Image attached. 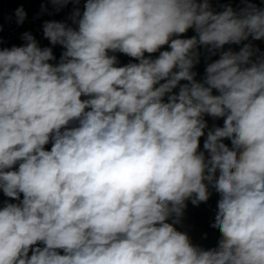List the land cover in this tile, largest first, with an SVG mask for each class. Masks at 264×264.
Returning <instances> with one entry per match:
<instances>
[{
	"label": "clouds",
	"instance_id": "9594fccd",
	"mask_svg": "<svg viewBox=\"0 0 264 264\" xmlns=\"http://www.w3.org/2000/svg\"><path fill=\"white\" fill-rule=\"evenodd\" d=\"M70 19L43 25L58 64L28 32L0 49V190L19 201L0 209V264H264V56L222 51L264 39V8L86 0ZM200 47L220 53L202 81ZM205 114L224 121L199 151ZM209 188L221 238L205 250L174 224Z\"/></svg>",
	"mask_w": 264,
	"mask_h": 264
},
{
	"label": "rangeland",
	"instance_id": "374dc122",
	"mask_svg": "<svg viewBox=\"0 0 264 264\" xmlns=\"http://www.w3.org/2000/svg\"><path fill=\"white\" fill-rule=\"evenodd\" d=\"M82 2L80 6L78 7L77 4L70 2L66 7L61 8L59 11H57L56 7L53 6L51 3V0H41L39 2L38 0H28L27 7H26V19L31 18L32 20H35L37 22L26 21L24 24H21V27H18V30L16 34H20L23 36L24 33L28 32L33 35V37L38 42V45L40 47H51V44L48 39H46L43 35V25L45 21H57V22H66L69 26L76 27L72 23V20L70 19L73 11L75 8H79L81 12L83 11V6L86 0L80 1ZM249 2L256 4L258 7L264 8V0H249ZM209 3L211 5V8L215 12L223 11V8L225 5H228L226 3V0H209ZM244 7V3H243ZM24 20V21H25ZM37 26L39 28L37 29ZM195 31H193L194 33ZM196 34V33H195ZM22 38V37H21ZM18 37V41H21V39ZM245 43H251L254 49H258L259 51L256 52V55H258V58L264 56V48L259 45V40H252L249 38L248 41H245ZM53 51V55L55 57L54 60L50 61L53 65L58 64L61 58V55L64 51L63 47L60 45H55L54 47H51ZM109 55H115L117 58V67L125 66L129 63H138V61L135 58H132L126 54L120 53V52H109ZM145 56H151L148 55V53H145ZM154 56H151L153 58ZM255 57L253 56L252 59ZM154 59V58H153ZM81 99H87V97H81ZM211 125V122H209ZM209 126L207 125V128ZM205 129V135L203 138H200V140L206 139L208 129ZM226 145L231 147L230 140L225 139L223 141ZM45 150H50L52 147V143L49 142L45 146ZM18 169V164L13 166L12 170ZM209 191L211 192L210 198L206 203H200L199 205H193L191 201L186 202V208L184 209L183 216L180 219V223L174 224V227L183 233H186L191 243L194 246H198L202 249L208 250L213 249L218 246V242L221 238V233L219 229L211 227L212 223H214L215 214L217 211V202L219 200V194L215 192L214 189L209 188ZM20 200H22V194L20 195ZM19 203L18 200L7 197L6 195H0V209H2L5 205V203ZM169 223L172 221L169 220ZM206 225V227H204ZM203 233H207L206 237H203ZM43 247V245H36ZM31 255V251L29 252V256Z\"/></svg>",
	"mask_w": 264,
	"mask_h": 264
},
{
	"label": "crops",
	"instance_id": "0c3cea01",
	"mask_svg": "<svg viewBox=\"0 0 264 264\" xmlns=\"http://www.w3.org/2000/svg\"><path fill=\"white\" fill-rule=\"evenodd\" d=\"M22 1L25 3V5L27 7L28 0H22ZM38 1L41 2V0H38ZM80 1H83V0H80ZM2 2H3V0H0V43H1V37H2V34H1V28H2V9H3ZM81 3L82 2H79L78 7L80 6ZM24 11L26 12V9ZM28 20L29 21H32V23L33 22H37L35 20H32L31 18H28L22 24H24L26 21L28 22ZM20 27H21V25H20ZM38 28H39V26H37V29ZM192 30L194 31V29H192ZM193 35L194 36L196 35L195 32H194ZM16 36L17 37H20V38L22 37V35H20V34H16ZM24 43H25V41H24ZM244 44H246L245 41H243L241 44H228V45H225L224 46V48L222 49V51L232 50L233 52H239L240 48L243 47ZM165 50H170V48H169L168 45H164L156 53H152V54H148V55L154 56L153 58H156V57L159 56V52L160 51H165ZM219 55H220L219 52H217L216 54H212L211 52H209L207 49H205L203 47H200L199 48V62L196 63V65L193 68V71L196 73V77H195L196 80L202 81V79H203V77L205 75L206 66L209 63H212L215 60L219 59ZM254 57H255L254 58L255 60L258 59V55H256V53H255ZM183 83H186V81H181V84H183ZM178 90L179 89L177 88V89H174L173 91L174 92H178ZM213 94L215 95V94H218V93L216 92V90H213ZM166 100H167V97H165V101ZM204 119L207 122V125L209 126L207 128L208 130L213 129L214 127H222L223 126L224 118H213V117L205 114ZM209 122H211V125L209 124ZM203 137L204 136H202L201 138H203ZM204 141H205V139L204 140H200V143H199V151H204V149H203ZM230 143H231V141H230ZM205 155L207 156V153H205ZM204 227H206V225ZM202 235H203V237H206L207 236V233H203Z\"/></svg>",
	"mask_w": 264,
	"mask_h": 264
},
{
	"label": "trees",
	"instance_id": "16d2710c",
	"mask_svg": "<svg viewBox=\"0 0 264 264\" xmlns=\"http://www.w3.org/2000/svg\"><path fill=\"white\" fill-rule=\"evenodd\" d=\"M227 4L230 5L235 11H239L240 8L243 7L244 0H226ZM3 5V2H2ZM26 9V5L22 0H8L7 1V18H9L11 15L15 14L16 9L18 8ZM2 37H1V43L0 48L3 49V33L1 31ZM24 41H18V39L9 40L8 41V48L10 49L13 46H22L24 45ZM0 195H5L2 190H0ZM23 199V194H22Z\"/></svg>",
	"mask_w": 264,
	"mask_h": 264
},
{
	"label": "built area",
	"instance_id": "2783aa9c",
	"mask_svg": "<svg viewBox=\"0 0 264 264\" xmlns=\"http://www.w3.org/2000/svg\"><path fill=\"white\" fill-rule=\"evenodd\" d=\"M21 24L17 23V18L16 15L13 14L11 15L9 18H7V26L6 29L3 31L5 34V38L9 41V40H14V39H18V37L16 36V31L18 29V27ZM2 31V28H1ZM193 30L190 28L186 33L181 34L179 36V38L181 39H190L192 38L193 35ZM259 45L262 46L264 48V39L259 40ZM51 47H54L53 45H51ZM60 254H63V250H59Z\"/></svg>",
	"mask_w": 264,
	"mask_h": 264
},
{
	"label": "water",
	"instance_id": "95a60500",
	"mask_svg": "<svg viewBox=\"0 0 264 264\" xmlns=\"http://www.w3.org/2000/svg\"><path fill=\"white\" fill-rule=\"evenodd\" d=\"M7 1L3 0V9H2V33H3V49L8 48V40L5 38L4 30L7 26Z\"/></svg>",
	"mask_w": 264,
	"mask_h": 264
}]
</instances>
